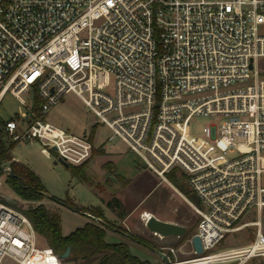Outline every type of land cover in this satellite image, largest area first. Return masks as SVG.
I'll use <instances>...</instances> for the list:
<instances>
[{
  "label": "built area",
  "instance_id": "1",
  "mask_svg": "<svg viewBox=\"0 0 264 264\" xmlns=\"http://www.w3.org/2000/svg\"><path fill=\"white\" fill-rule=\"evenodd\" d=\"M262 28L264 0H0V103L8 92L22 104L23 93L34 95L28 110L3 120V131L16 143L55 146L69 164L88 161L97 147L91 132L45 120L75 93L111 129L108 140L121 138L163 180L180 175L172 186L200 215L204 251L193 246L194 256L169 264L263 258ZM198 116L211 121L196 128ZM249 226V243L213 250ZM37 236L28 215L0 195V264L61 259Z\"/></svg>",
  "mask_w": 264,
  "mask_h": 264
},
{
  "label": "rangeland",
  "instance_id": "2",
  "mask_svg": "<svg viewBox=\"0 0 264 264\" xmlns=\"http://www.w3.org/2000/svg\"><path fill=\"white\" fill-rule=\"evenodd\" d=\"M261 32L264 34V28ZM22 97L26 104H22L17 97L10 92L6 93L0 103V119L18 118L21 111L30 108L34 95L33 93H23ZM46 121L66 130L70 133L81 135L84 132H92L95 129L94 142L97 146L93 150L92 157L82 164H72L80 166V173L73 171V166L63 164L55 150H45L44 145L37 141H22L16 143L11 153L19 161L29 165L44 182L47 196L41 202L45 204L48 211L55 212L59 216V224L64 235L70 234L77 228L84 226L89 220L87 212L84 210L75 211L66 205H62L58 200H73L80 207H85L86 211L92 212L94 217L108 221L111 226L107 228L105 239L109 242L125 241L130 245L131 252L143 260L150 261L149 264H161L164 262L159 252L153 248L170 255L173 261L183 260L195 255L191 238L196 233L200 222V215L180 195L174 188L180 182V175L174 171L166 174L168 181L161 179L150 170L144 160L137 154L129 150L128 145L119 137L108 140L112 133L111 129L101 123H97V116L75 93H67L52 107L47 114ZM211 121V117L198 116L194 119V127L201 128ZM21 122V130L25 127ZM3 140L7 145L13 142L11 136L3 133ZM111 162L116 167V173L109 171L104 165ZM7 162L2 161V166ZM126 178L127 182H122L117 175ZM9 173L0 168V177L3 181L0 187V195L17 210L27 211L30 205L38 204L39 201L24 200L19 197L8 184ZM174 185V186H172ZM184 192V191H183ZM185 193V192H184ZM190 199L194 197L186 192ZM52 197L57 199L54 200ZM115 198L121 201L120 205L115 203ZM112 201V206L108 201ZM136 206V213L124 219L123 212L129 211ZM106 214L99 216L102 209ZM149 211L161 219H166L183 224L191 234L184 238L182 236L162 237L146 226L143 217H137L138 213ZM115 212V213H114ZM257 213L249 215V219H255ZM262 225L264 229V210L262 214ZM91 221L99 222L95 218ZM101 222V221H100ZM139 235L151 244L147 246L134 238L129 237V233ZM256 232L255 226H249L241 231L230 233L220 245L213 250H221L229 247L242 246L249 243ZM37 244L42 248H52L48 239L40 235L37 236ZM175 249V253L170 248ZM53 251L58 254L54 249ZM61 259H54L48 264H98L101 255L90 258L75 256L70 252L69 256ZM264 264V257L255 258L247 264ZM1 264H16L11 257H6Z\"/></svg>",
  "mask_w": 264,
  "mask_h": 264
},
{
  "label": "trees",
  "instance_id": "3",
  "mask_svg": "<svg viewBox=\"0 0 264 264\" xmlns=\"http://www.w3.org/2000/svg\"><path fill=\"white\" fill-rule=\"evenodd\" d=\"M40 104V97L36 95L34 106L35 109L38 110L40 108ZM3 124L4 121L0 119V166L2 161L7 162L5 165L9 164L11 166L12 169L8 175V184L19 197L24 200L39 201L38 204L30 205L25 213L31 219L37 234L47 238L50 245L58 254H63L66 248L71 246V252L77 257L90 258L95 255H101V260L98 264L150 263V261L143 260L136 254H133L131 252L130 245L127 242L107 241L105 236L107 233V228H109L111 224L106 220H102L101 222L87 221L84 226L77 228L68 235H64L59 224L58 214L48 211V209L45 207V204L41 202L47 196V190L42 177L26 163L14 159L11 150L16 142L13 141L10 145H7L4 142ZM94 134L95 129L93 128L91 132L92 139H94ZM83 165L70 166H73V171L79 174ZM104 166L109 171L116 173V167L111 162H106ZM117 177L122 182L128 181L120 174H118ZM52 199L57 201L55 197H52ZM115 200L117 205L121 204L119 199L115 198ZM58 201L75 211H86L85 207H80L71 199ZM108 204L112 206V201L109 200ZM90 213L92 214V212ZM98 214L99 216L102 215L101 212ZM122 214H124V212ZM127 232L129 233L130 238H134L147 246H151L149 242L141 238L139 235L130 233L129 231ZM190 234L191 230L187 231L184 238Z\"/></svg>",
  "mask_w": 264,
  "mask_h": 264
},
{
  "label": "water",
  "instance_id": "4",
  "mask_svg": "<svg viewBox=\"0 0 264 264\" xmlns=\"http://www.w3.org/2000/svg\"><path fill=\"white\" fill-rule=\"evenodd\" d=\"M53 149L55 150L56 147L54 146ZM59 160L66 166H69V163L65 159L59 157ZM0 167L2 169L4 168V166L2 165ZM96 219L99 222L102 221L100 218H96ZM146 226L151 231H153L154 233L162 237L182 236L187 232V227L185 225L174 222V221L166 220V219H161L155 214H152L150 217L146 219ZM192 244L197 253H202L204 251V246H203V243H202V240L199 234H194L192 236ZM153 249L159 252V254L163 256L165 263L169 264L172 262L170 256L166 252L161 251L158 248H153ZM70 252H71V246H68L65 252L62 254V257L69 256Z\"/></svg>",
  "mask_w": 264,
  "mask_h": 264
},
{
  "label": "crops",
  "instance_id": "5",
  "mask_svg": "<svg viewBox=\"0 0 264 264\" xmlns=\"http://www.w3.org/2000/svg\"><path fill=\"white\" fill-rule=\"evenodd\" d=\"M14 159H16L15 157H14ZM17 160V159H16ZM19 161V160H18ZM70 165H72V164H69V166ZM127 180V179H126ZM63 205V204H62ZM136 206L137 205H135V207L133 208V209H131V210H129V211H124V214H123V216H124V219H127V218H129V217H131V215H134L135 213H136ZM100 207V206H99ZM101 209H102V214L105 216V217H107L106 216V214H105V212H104V208H102V207H100ZM115 213V212H114ZM138 216L137 217H143V213H138L137 214ZM108 218V217H107ZM88 221H91L90 220V217H89V220ZM161 255V254H160ZM169 255V254H168ZM170 256V255H169ZM161 257L163 258V256L161 255ZM171 258V257H170ZM163 260H164V258H163ZM171 260H172V258H171Z\"/></svg>",
  "mask_w": 264,
  "mask_h": 264
},
{
  "label": "bare ground",
  "instance_id": "6",
  "mask_svg": "<svg viewBox=\"0 0 264 264\" xmlns=\"http://www.w3.org/2000/svg\"><path fill=\"white\" fill-rule=\"evenodd\" d=\"M153 213L149 212V211H144L143 212V218L146 220L148 217H150Z\"/></svg>",
  "mask_w": 264,
  "mask_h": 264
}]
</instances>
